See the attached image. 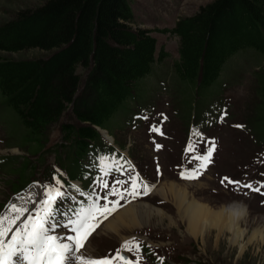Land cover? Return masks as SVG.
Returning <instances> with one entry per match:
<instances>
[{"label": "rangeland", "instance_id": "1", "mask_svg": "<svg viewBox=\"0 0 264 264\" xmlns=\"http://www.w3.org/2000/svg\"><path fill=\"white\" fill-rule=\"evenodd\" d=\"M43 1L0 0V20L17 7H32ZM211 1L130 0L134 19L132 28L152 30L150 35L155 40V54H161L162 58L155 62L151 74L140 84V95L127 102L108 130H98L101 135L108 136L102 135L111 140L112 145L94 143L91 151L76 163L66 155L68 146L62 141L59 129L61 124H75L69 111L49 128L40 151L29 155L21 149V141L12 136V132L17 133L12 130L16 119L0 96V217L4 218L5 227H9L5 232L7 238H2L5 246L15 234L16 225H22L28 216H35L41 208L38 203L24 219L20 216L16 225L9 226L8 216L14 218L17 215L13 205L25 209L29 198L46 199V186L59 188L62 192L63 185L67 187L65 179L51 176L52 172L65 178V171L70 180L78 182L79 189L89 193V184L101 187L113 172L124 169L147 179L149 187L157 182L155 189L164 188L168 183L185 188L188 203H201L211 211L233 207L243 209L245 220L241 229L246 231L242 241L245 247L241 250L239 243H232L231 235L225 230L220 236L212 228L201 237H192L187 232L186 219H182L177 210L176 201L171 196L167 199L159 197L155 189L150 188L149 196L139 202L166 216L160 218L155 214L145 225L121 231L120 237L125 238L120 240V237L107 233L104 224L123 208L104 223L102 220L107 213L100 214L94 222L98 227L85 241L82 250L87 256L111 258L119 250L120 256L126 260L125 253L132 257V261L135 257L142 259L126 250L129 247L134 249L136 243L143 250L139 238L157 249L152 251L155 254L151 257L160 255L165 259L164 264H264V243H247L254 228L264 227V198L258 192L251 194L241 190L227 180L221 182L227 177L232 181L251 183L260 188V192L264 191V120L258 114V75L261 70L264 72V53L251 49L236 52L223 64L212 86L202 96L195 97L192 88L173 73L172 66L178 59L177 39L163 31L170 30L178 19L191 16L200 6ZM36 53L28 51L13 57H34ZM77 73L80 75V90L84 73L80 70ZM153 127L159 131H150ZM189 147L191 150H186ZM209 149H213L210 161L201 168L202 161L197 157L207 155ZM119 150L125 154L121 156ZM23 156L27 157L29 164H21L27 171L20 174L18 168L12 167L20 165ZM11 157H15V161L10 160ZM194 171L199 173L196 178H184ZM204 172L207 173L201 178ZM13 173L20 178L10 192L5 179ZM123 179L134 180L129 174ZM19 197L23 200H14ZM63 206L60 203L59 211ZM59 217L65 226L67 219L63 211L59 212ZM52 234L62 240L72 235H67L60 225ZM124 240L131 243L124 245ZM146 261L151 264L148 259ZM121 263L124 261L119 258L113 260V264Z\"/></svg>", "mask_w": 264, "mask_h": 264}, {"label": "trees", "instance_id": "2", "mask_svg": "<svg viewBox=\"0 0 264 264\" xmlns=\"http://www.w3.org/2000/svg\"><path fill=\"white\" fill-rule=\"evenodd\" d=\"M129 2L44 0L0 20V96L14 114L18 136H12L26 154L40 151L49 128L69 111L75 124L59 129L66 155L78 162L100 142L98 130H108L140 95V84L162 55L155 54L152 30L132 28ZM163 31L177 39L173 73L200 97L236 52L264 53V0H213ZM28 51L40 55L13 57ZM77 70L84 73L80 90ZM258 79V114L264 120L263 70ZM28 161L23 156L20 165ZM18 165L12 168L27 171ZM19 178L6 176L10 192Z\"/></svg>", "mask_w": 264, "mask_h": 264}, {"label": "snow or ice", "instance_id": "3", "mask_svg": "<svg viewBox=\"0 0 264 264\" xmlns=\"http://www.w3.org/2000/svg\"><path fill=\"white\" fill-rule=\"evenodd\" d=\"M150 131L158 132L159 129L153 127ZM159 147L160 145H157V148ZM186 150L191 149L189 147ZM212 150L209 149L207 155L203 157H197V159L202 161L201 168L207 166ZM197 175L199 173L194 171L192 175L184 178L194 179ZM225 180L229 184H239L238 181H232L227 177L223 178L221 182L223 183ZM103 186L107 187L108 185L104 183ZM241 186L260 192V188H252L250 184ZM146 192L147 185H145ZM64 195L59 188H49L46 186V199L38 201L41 208L37 210L35 216H28L22 222V225H16V221L27 210L16 208L13 205L12 208L17 215L9 220V226L16 225V229L15 234L11 236L6 246L2 238L5 236V232L9 231V228L5 227L4 218L0 217V264H113V260L117 258L123 260L125 264H131V262L120 256L119 250L116 256L111 258H94L87 256L82 251L85 248V241L95 228L98 227V223L92 222L96 220V213L105 214L114 210L117 204L115 201L112 202V209L107 204L96 206V202L93 201L94 207L92 209L77 212L76 219H69L68 221V225L71 226V231L75 235L67 236L62 240L59 236L52 234L54 229L59 226L55 220L56 210L53 206ZM130 243L129 241H125L124 245H129ZM122 247L124 246L122 245ZM133 247L139 250L140 245L136 243ZM126 250L131 251L133 248L129 247Z\"/></svg>", "mask_w": 264, "mask_h": 264}, {"label": "bare ground", "instance_id": "4", "mask_svg": "<svg viewBox=\"0 0 264 264\" xmlns=\"http://www.w3.org/2000/svg\"><path fill=\"white\" fill-rule=\"evenodd\" d=\"M103 135L108 137L105 134ZM168 184L164 188L162 187L160 189H157L159 188L157 187V190L154 188L156 194L165 199H167L168 196H171L173 200L176 201L175 203L179 214L181 215L182 219H186V229L189 235L197 238L202 235L207 229L213 228L220 236V234H222V231L225 230L231 235L232 243H239L240 249H244L245 246L242 241L245 237L246 231L241 229V224L245 220V211L243 209L239 207H233L232 209L226 208L218 211H211L208 207H205L201 203L194 201L188 203L185 188L179 187L173 183L169 185ZM37 202V198H29L28 202H26L27 205L25 206V209L27 211H25L23 214L32 209L37 204ZM118 212L111 220L109 219L108 222L104 224V229L107 233L118 237L121 236V231L123 230H132L134 228H139L140 226L145 225L155 214L160 218L166 216L164 215V213L162 214L161 211L157 209L150 210L149 206L142 203L128 204L123 207V210H121L119 213ZM10 219L12 218H9L8 216L7 221H9ZM124 238L125 237H120L119 239L123 240ZM248 241L249 242L247 243L249 244L251 242L264 243V227L261 226L254 228L250 238H248Z\"/></svg>", "mask_w": 264, "mask_h": 264}, {"label": "crops", "instance_id": "5", "mask_svg": "<svg viewBox=\"0 0 264 264\" xmlns=\"http://www.w3.org/2000/svg\"><path fill=\"white\" fill-rule=\"evenodd\" d=\"M120 211H121V210H120ZM120 211H119V212H120Z\"/></svg>", "mask_w": 264, "mask_h": 264}]
</instances>
